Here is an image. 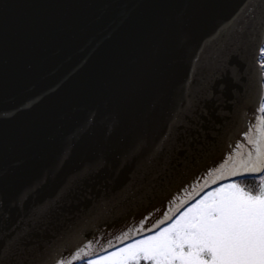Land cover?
I'll use <instances>...</instances> for the list:
<instances>
[{"label":"water","instance_id":"obj_1","mask_svg":"<svg viewBox=\"0 0 264 264\" xmlns=\"http://www.w3.org/2000/svg\"><path fill=\"white\" fill-rule=\"evenodd\" d=\"M260 4L0 0V249L100 255L162 219L261 115Z\"/></svg>","mask_w":264,"mask_h":264},{"label":"snow or ice","instance_id":"obj_2","mask_svg":"<svg viewBox=\"0 0 264 264\" xmlns=\"http://www.w3.org/2000/svg\"><path fill=\"white\" fill-rule=\"evenodd\" d=\"M260 8L257 59L259 69L264 70V0ZM259 100L261 115L255 124L245 128L241 117L236 129L244 141L229 133L232 143L226 144L220 157L205 162L193 179L192 190L185 191L150 229H141L135 238L124 234L125 242L109 246L100 255H93L88 246L76 247L71 260L58 258L59 253L47 246L29 248L12 237L0 249V264H72L77 260L79 264H264V96ZM191 114L195 115L194 109ZM207 139L208 144L200 147L210 153L216 140ZM193 147L189 144L183 154L187 156ZM246 179L258 180V190L241 183ZM98 199L97 210H103L106 200Z\"/></svg>","mask_w":264,"mask_h":264},{"label":"bare ground","instance_id":"obj_3","mask_svg":"<svg viewBox=\"0 0 264 264\" xmlns=\"http://www.w3.org/2000/svg\"><path fill=\"white\" fill-rule=\"evenodd\" d=\"M226 119V121H224L223 122V127H226V128H230V129H228V130H232L233 131V134L231 133V135H233L234 136V134H238L237 133V131H236V129L240 126V124H241V121H239V122H237L236 121V119H229V118H225ZM228 125H229V127H228ZM223 134V136H225V137H228L229 135H228V133H222ZM225 141V140H224ZM231 140H229L228 142H230ZM226 142V141H225ZM241 142H243V139H242V141ZM142 201H147V200H142ZM146 204V202L144 203V205ZM128 207V205L127 206H125L124 208H125V210H128L129 209V207ZM124 208L122 209V210H124ZM131 208H132V206H131ZM131 208H130V211L129 212H131V211H134L135 209H132L131 210ZM127 213V215L129 216L130 215V213ZM124 214V213H123ZM123 214H121L120 212L118 213V215L116 216V218H119L120 219V217L123 215ZM114 228L115 227H117V222L116 223H114ZM110 232H112L113 231V229H110L109 230Z\"/></svg>","mask_w":264,"mask_h":264},{"label":"trees","instance_id":"obj_4","mask_svg":"<svg viewBox=\"0 0 264 264\" xmlns=\"http://www.w3.org/2000/svg\"><path fill=\"white\" fill-rule=\"evenodd\" d=\"M241 183L252 187L254 190H258V180L246 179V180H242Z\"/></svg>","mask_w":264,"mask_h":264}]
</instances>
